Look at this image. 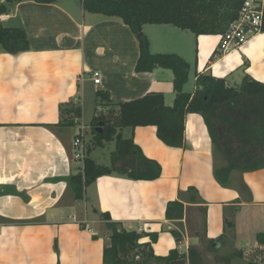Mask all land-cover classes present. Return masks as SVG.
Returning <instances> with one entry per match:
<instances>
[{"label":"crops","instance_id":"1","mask_svg":"<svg viewBox=\"0 0 264 264\" xmlns=\"http://www.w3.org/2000/svg\"><path fill=\"white\" fill-rule=\"evenodd\" d=\"M5 16L8 19L0 23L23 29L30 50L8 53L0 43V216L19 221L0 223V264H103L111 232L95 210L110 214L126 231L157 235L152 249L159 257L175 249L183 253L186 243L207 257V241L188 231L192 223L197 232L206 212L207 240L217 241L221 253L240 250L244 261L234 264H264V246L257 241V235L264 234V169L243 176L252 201L238 190L221 187L213 175L212 139L199 114L186 117V146L180 149L159 140L154 126L123 132L143 155L160 164L161 179L108 175L86 190L87 200L66 203L64 178L80 165L71 152L83 125L77 123L74 135L70 130L76 126L58 127L59 136L48 129L59 123L61 107L82 105L88 90L95 97L106 90L115 102L163 93L166 104L173 106L174 75L161 67L137 74V37L120 19L84 11L82 0L48 5L26 0ZM142 31L152 54L179 55L191 66L185 91L190 84L194 88L189 93L195 92L198 74L224 79L231 87L241 85L245 76L264 83V33L221 55L220 35L196 36L169 25H146ZM93 72L101 74L99 86ZM191 187L205 204L192 207L193 219L183 220L187 238L177 244L166 207ZM226 219L234 222V233L226 230ZM150 241L146 236L140 244Z\"/></svg>","mask_w":264,"mask_h":264},{"label":"trees","instance_id":"2","mask_svg":"<svg viewBox=\"0 0 264 264\" xmlns=\"http://www.w3.org/2000/svg\"><path fill=\"white\" fill-rule=\"evenodd\" d=\"M26 0H0V15L9 14L13 7ZM43 5L55 4L59 0H34ZM247 0H82L84 11L90 14L117 18L129 27L139 41L140 57L135 65L136 73H150L161 67L174 75V105L166 104L163 93H149L142 98L115 102L108 91L96 92L101 110L92 119L93 144L105 149L115 142L116 150L110 166L99 165L91 157L89 148L84 166L78 167L71 176L64 178L67 184L66 203L87 200L85 193L101 177L117 175L134 181H156L162 177L160 164L143 155L133 138H124L125 129L143 126L157 128V138L171 148L186 146V117L199 114L205 121L212 139L213 175L225 189L238 190L252 201V192L244 183L245 173L264 169V83L245 76L239 86H229L226 80L209 74H198L194 93L185 91L191 66L179 55L152 54L150 44L143 34L146 25H169L190 31L196 36L224 35ZM264 33V18L262 25ZM0 43L8 53L30 50L28 35L23 29L5 28L0 24ZM215 57L211 58V61ZM59 123L47 126L59 136L58 127L68 129L83 118L82 105L69 103L61 107ZM103 124L102 132H99ZM178 199L166 207V216L175 226L171 228L177 244L183 240V220L190 216L193 206L205 204L198 191L191 187L180 191ZM95 213L108 223L111 232L109 242L103 251V264H171L187 260L188 264H205L206 256L198 248L189 247L188 253L171 250L165 257L156 256L152 243L158 236L150 234L151 241L140 244L146 237L136 231L124 230L112 220L110 214ZM19 222V221H18ZM0 216V223H18ZM226 230L234 233V222L226 219ZM192 225V224H191ZM207 213L202 214L197 237L207 241L208 253L214 264H234L244 261L242 251L232 254L221 253L215 247L217 241L207 240ZM181 231V232H180ZM224 238V236H223ZM220 238L219 240H222ZM257 241L264 246V234L257 235ZM219 243V242H218ZM244 264H258L244 262Z\"/></svg>","mask_w":264,"mask_h":264},{"label":"built area","instance_id":"3","mask_svg":"<svg viewBox=\"0 0 264 264\" xmlns=\"http://www.w3.org/2000/svg\"><path fill=\"white\" fill-rule=\"evenodd\" d=\"M240 15L237 21L233 22L230 26V30L220 35L218 52L221 55L232 52V50L240 49L246 45L250 39L256 35L262 33V25L264 18V0H247L240 10ZM8 19L5 15H0V22H4ZM92 79L96 86L101 84V74L99 72H93ZM85 127L82 126L80 133L73 140V160L78 164L84 166L85 158L87 154V147L85 142ZM76 221L77 218L73 217ZM181 232V231H180ZM183 240L187 238V233L181 232ZM189 245H185V253L189 251ZM188 264V261L185 260Z\"/></svg>","mask_w":264,"mask_h":264},{"label":"rangeland","instance_id":"4","mask_svg":"<svg viewBox=\"0 0 264 264\" xmlns=\"http://www.w3.org/2000/svg\"><path fill=\"white\" fill-rule=\"evenodd\" d=\"M78 1V0H77ZM1 24V23H0ZM1 25H3L4 27L8 28L9 24L7 23H2ZM88 86H91L88 84ZM194 86L192 84H190L189 86H187L186 91H193ZM91 89V88H90ZM93 89V87H92ZM83 101H82V109L84 108V114H83V120H78L77 122L81 123L83 126H85V142H86V151L89 150V148L92 150L91 152V157L93 160H95L99 165L102 166H110L111 162H112V157L114 155V152L116 150V145L115 143H108L106 148L103 150L101 148H95L92 138H93V134H92V119L94 116H96L98 114V111L101 110V108L99 107L98 103H97V99L94 96V94L88 90L85 97H83ZM79 105H81V103H79ZM80 129L78 130V126H76L75 128H72L70 131L72 133V135L77 133H80ZM71 157L73 160V152H71ZM74 161V160H73ZM82 165H76V168L81 167ZM83 209V208H82ZM83 211V210H81ZM191 218L193 219V217L195 216V214H190ZM192 224V223H191ZM193 224L191 226L190 229H188L189 231V235L190 236H194V230H193ZM185 233H187V231H184ZM190 247V246H189ZM210 254L207 255V259L206 261L211 262L210 264H214V260L213 257L210 256Z\"/></svg>","mask_w":264,"mask_h":264},{"label":"water","instance_id":"5","mask_svg":"<svg viewBox=\"0 0 264 264\" xmlns=\"http://www.w3.org/2000/svg\"><path fill=\"white\" fill-rule=\"evenodd\" d=\"M2 2H5V0H2ZM102 127H103V124L100 125L99 127V132L101 133L102 132ZM186 261L183 259V260H180V261H174V262H171V264H185Z\"/></svg>","mask_w":264,"mask_h":264}]
</instances>
